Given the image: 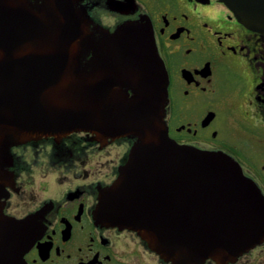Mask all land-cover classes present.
<instances>
[{"label":"water","instance_id":"1","mask_svg":"<svg viewBox=\"0 0 264 264\" xmlns=\"http://www.w3.org/2000/svg\"><path fill=\"white\" fill-rule=\"evenodd\" d=\"M264 29V0H221ZM168 75L144 26L89 31L76 0H0V264H28L30 218L2 212L10 147L72 131L133 139L95 217L136 232L172 264L233 260L264 238V196L220 151L180 145L165 121Z\"/></svg>","mask_w":264,"mask_h":264},{"label":"flooded vegetation","instance_id":"2","mask_svg":"<svg viewBox=\"0 0 264 264\" xmlns=\"http://www.w3.org/2000/svg\"><path fill=\"white\" fill-rule=\"evenodd\" d=\"M98 38L144 26L168 74L165 120L180 145L234 158L264 196V29L242 24L221 0H76ZM133 139L73 131L10 147L5 216L30 218L28 264H172L127 228L99 222L96 206ZM264 264V238L233 260Z\"/></svg>","mask_w":264,"mask_h":264}]
</instances>
